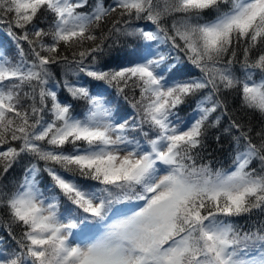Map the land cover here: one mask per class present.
Masks as SVG:
<instances>
[{"label": "snow or ice", "instance_id": "obj_1", "mask_svg": "<svg viewBox=\"0 0 264 264\" xmlns=\"http://www.w3.org/2000/svg\"><path fill=\"white\" fill-rule=\"evenodd\" d=\"M0 24L19 57L0 51V179L24 155L44 162L0 184L16 242L0 264H264V221L233 223L264 213V123L225 96L264 117V0H0ZM122 37L142 43L112 64ZM181 55L199 77L178 78ZM212 129L231 138L227 169L209 158Z\"/></svg>", "mask_w": 264, "mask_h": 264}, {"label": "trees", "instance_id": "obj_2", "mask_svg": "<svg viewBox=\"0 0 264 264\" xmlns=\"http://www.w3.org/2000/svg\"><path fill=\"white\" fill-rule=\"evenodd\" d=\"M108 1L110 0H104L105 3H107ZM95 2L96 0H89V5L90 6L94 5ZM85 9L86 8H84V10ZM41 26H44V25H41ZM0 41L3 42L7 46L5 54L13 62H15L19 58L16 45H15V42L12 40V38L7 34V28L3 24H0ZM140 42L141 41L137 37L120 38L118 46L114 47L109 52V55H113V53H117V48L119 49V52L116 56V60L110 61V63L115 64L117 61L122 62V63H127L128 58L125 57V53L126 52L131 53L133 49L138 47ZM23 46H24L25 52L27 53V50H28L27 44L25 43ZM251 55H252V58H255V56L257 55V52L254 50ZM238 59H242V55L239 52H238ZM185 60H186L185 64L184 65L182 64L183 74H181L180 77H185L186 73L189 76L197 75L198 73L196 72V68L193 65H191V63L187 61V59ZM51 71L53 73V78L55 81H61L63 79V70L60 66L52 67ZM235 71L237 72L238 75H242L238 64L235 66ZM69 79H72V77H69ZM81 79L83 80V77H81ZM58 95L61 97L62 100L67 99L69 100V102H72L74 104V107H76L77 111H80L84 108V102L71 100L67 91L63 88L62 84L60 85V91ZM225 96H226V99L229 105V111H232L233 109L244 111V117L248 120H251L253 125L257 126V128L259 127L261 123H264V117H261V115L258 112H250V111H245L241 109V99L238 95H236L235 93H226ZM193 100L194 98H189L185 102V104L179 106L178 113L181 116V118L186 117V115H183V112L192 107ZM121 104L123 105V101L121 102ZM113 107H115V105H113ZM237 114L239 115L240 113L238 112ZM118 116L128 118L130 116H136V113L134 110L130 108V106H122L121 111L118 113ZM222 124L226 127L227 120L225 119L224 121H222ZM219 134H220L219 131H217L216 129H212L210 130L209 137L207 140V143L209 146L208 152L211 153V156L209 158L214 160V167H218L225 158L227 159L230 158L227 154H228V151L232 143L231 138L225 135L222 137L221 142L217 144L215 141V136ZM68 148L70 150V146H68ZM29 162H30L29 155L22 156L19 159V161L15 163L11 169H9L7 174L3 176L2 179H0V184H3L9 188H12L13 186L20 184L25 176L26 168ZM41 176L44 177L45 173H43ZM64 206L65 204L62 201V207L64 208ZM7 219L8 218L6 214L4 213V211L0 210V237H2L4 241L3 245H0V247L6 246L10 250V249L16 248V242L12 239L11 236L8 235V233L5 231V228L3 226V221H6ZM19 232H20V229L18 227L13 228V235H15L17 239L19 238Z\"/></svg>", "mask_w": 264, "mask_h": 264}, {"label": "rangeland", "instance_id": "obj_3", "mask_svg": "<svg viewBox=\"0 0 264 264\" xmlns=\"http://www.w3.org/2000/svg\"><path fill=\"white\" fill-rule=\"evenodd\" d=\"M4 48H5V46H4L2 43H0V51H3ZM161 51H167L166 47H163V46H162ZM30 162H31V164L36 163V164H38V166L40 167V165H39V161H37V160H33V159H32ZM40 168H41V167H40Z\"/></svg>", "mask_w": 264, "mask_h": 264}]
</instances>
